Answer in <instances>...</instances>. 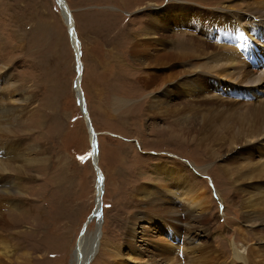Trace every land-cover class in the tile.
Here are the masks:
<instances>
[{
  "label": "rangeland",
  "instance_id": "374dc122",
  "mask_svg": "<svg viewBox=\"0 0 264 264\" xmlns=\"http://www.w3.org/2000/svg\"><path fill=\"white\" fill-rule=\"evenodd\" d=\"M65 1L80 42L82 100L74 86L75 51L58 1L0 0V91L10 95L8 102L15 110L13 116H0V154L14 151L0 156L8 165L4 175L0 173V240L8 243L12 254L2 264H73V250L86 222V237L97 234L96 238L92 235L94 248L88 239L77 250L79 256L88 255L87 264H120L134 247L140 256L131 254L132 259L167 264L156 250L169 251L161 244L166 225L149 222L153 206L159 207L163 200V210L171 216L176 207L180 210L189 203L174 198L176 190L171 196L155 197L154 203L140 195L148 192L143 186L153 183L161 188L167 182L173 187L167 181L171 176L159 172L167 162L204 193L202 210L191 208L197 221L177 225L181 232L206 229L199 241L189 239L186 246L200 242L203 259L210 264H241L236 252L264 244V236L257 233L264 217L259 210L252 218L246 217L252 207L239 203L249 192L255 194L254 188L240 183L243 178L264 181V139L235 143L248 130L235 126L241 122L238 108L257 100L254 91L246 87L234 95L226 92L235 105L217 115L209 89L203 101H194L192 92L179 95L172 100L179 112L170 116L165 106L171 93L188 83L164 65L158 79L147 80L146 66L132 49L151 26L157 36L165 37L164 14L170 6L188 8L189 18L179 27L178 38L193 46L195 34L204 37L205 27L216 23L203 14L232 10L243 0ZM152 16L160 19L153 22ZM253 63L242 60L240 69L254 73L261 67ZM200 75L194 77L196 84H204ZM5 77L13 88H6ZM194 104L195 109H190ZM83 107L97 138L96 162L103 175L101 203L96 197L97 175L89 156L92 146ZM178 117L183 119L178 122ZM253 198L257 201L254 208H264V191ZM99 203L100 220L97 215L88 220ZM134 215L138 220L131 221ZM171 217L165 222L168 226L177 223V216ZM151 233L160 243L150 241ZM180 234L176 236L182 243L185 238ZM190 247L186 255L173 251L177 264H186V258L193 255Z\"/></svg>",
  "mask_w": 264,
  "mask_h": 264
},
{
  "label": "bare ground",
  "instance_id": "6f19581e",
  "mask_svg": "<svg viewBox=\"0 0 264 264\" xmlns=\"http://www.w3.org/2000/svg\"><path fill=\"white\" fill-rule=\"evenodd\" d=\"M57 1L58 3L60 2V0ZM64 4H66L65 0H64ZM60 6L63 7V4H61ZM226 7L227 5H224V8ZM187 10L188 8H186L185 5L180 6L179 8L175 7V9L173 6H170L167 9V13L164 14L166 16L165 23L167 28L165 37L157 36L154 31L155 26H151L149 28V32H146L142 37H140L135 43L134 48L132 49V54L134 56H137L139 62L146 66L145 69H147V74H148L147 80L158 79L159 78L158 75H160L161 69L162 68L164 69L163 67L164 65L168 69L175 70L176 72H178V74L183 76L186 82L188 83V86H186L182 90H179L178 93L176 92L171 93L170 99L167 101L168 104L166 103L165 106V113L170 116H173L174 114L179 112V109L175 108L172 103L174 97L179 95H183V97H185L188 95V93L192 92L191 97L193 98L194 101L196 100L203 101L205 90L209 89L213 95L212 99H210V101H213V105H212L213 114L217 115V113L221 111L223 112L225 110H229L232 107H234L235 100L233 97L229 95H234L243 92L245 89H247L246 87H250L249 92L251 90L254 91L253 93H255L257 99L254 101L257 103L255 104L253 101L250 103L251 105L248 104L241 109L238 108L239 119L241 118L240 119L241 122L240 121L237 122L235 126L239 127L240 125H243L242 128L247 127L248 130L238 135L235 138V143H238V145L250 143L252 141L257 140L261 136H263L262 139H264V0H243L242 3L237 4V7L233 8L232 10H228L224 12L209 11L210 14H203L204 17H208L210 20L216 23L208 24L205 27L204 37L195 34L197 40L195 43H193V46H189L183 40V38H178L179 27L182 26V24L185 25L186 18H189L187 14ZM68 11L70 12L69 9ZM64 16L65 19L67 20L66 18L67 15ZM151 19L153 22H157L160 18L158 19L152 16ZM71 26L72 25L69 24V29L71 28ZM70 40L73 45L72 47L75 51V54H77V59L80 60V56H79L80 42L78 39L76 41L74 37L70 38ZM177 43L178 46L176 47L175 45ZM242 60L244 61L249 60V62H254L253 65L259 66L261 68L257 69L254 73H249L248 71L244 72L243 70L240 69V64ZM76 71L77 73L78 71L81 72L80 76L78 77L76 76L77 78L75 79V82L77 83V85L75 86V89L78 95V99L82 100L81 97L79 96L80 95L79 83H80V77L82 75V68H80L78 63L76 66ZM197 73L202 74L199 76V78L202 80V82H204V84H196V82L194 81V77ZM3 83H5L6 85L8 84L6 88H8L10 85L13 88V84H9L10 82L8 81V77H5L3 79ZM226 92H229V95H227ZM165 93L166 92H164L162 95H165ZM9 96L10 95H7L6 91L5 93L4 92L2 93V91H0V116H3V118L8 117L10 115L13 116V113L15 111L14 108L11 107L10 103L8 102ZM4 97L7 98L4 99ZM190 109L194 110L195 104L191 105ZM191 116H192L191 121L194 122L195 120L194 112H191ZM182 119L183 117L177 118L178 122ZM0 123L3 122L0 121ZM203 128L204 127L202 124L200 126V129L202 130ZM189 129L192 130L193 126L190 125ZM94 135L96 136L95 133L90 134L89 132L90 146L93 145V142L96 138L93 137ZM231 145H233V140L229 144V147H232ZM12 149H9V152L6 154H0V156L6 157L9 153L12 154L14 152L12 151ZM19 156L21 159H23L22 157L23 153H21ZM94 165L98 167V163L96 162V157L94 159L93 167ZM7 170H8L7 163L3 161V159H0V173L4 175V173ZM159 172L160 173L165 172L171 176V179L167 181L172 182L173 187H168L166 184L167 182L164 183L165 185L162 184L163 186L161 188L160 185H157L156 187L154 183L143 186V188L146 189L148 192L140 193V195L142 196L141 198L149 199L150 202L154 203V200L156 198H162L166 194H170L171 196L173 195V191L176 190L177 196L175 195L174 198L179 197L182 199L183 202L189 203L187 204V206L181 205L180 208L182 209L180 210H177V207L175 208L176 210H172L174 214L175 211H178L179 214L178 215L175 214L177 216L175 218V221L177 223L176 225L169 224L170 229L167 223L165 224V222L169 219L173 220L171 216H175V215L171 213L170 216L167 211L163 210L165 208V206L163 205V203L165 202H163V200L161 205L159 204L160 205L159 207L153 206L156 212L154 210L153 215L149 219V222L151 224H155V225L158 224L157 226L161 224H163L162 226L166 225L164 227L165 230L164 234L160 232L162 230L160 227H158L159 230L157 232H160L162 235L166 236V239H163L164 243L161 244L165 245L166 247L168 246L169 251H163V249L160 250V248H157L156 249L157 253L161 255L159 259L164 260L167 264H177L178 260L177 257L173 255V251L175 250H178L180 252L188 251L190 246L187 247L186 244H188L187 242L189 241V239H194L199 241L200 237H203L204 232L206 231L205 228L202 229L201 227H198L199 231L196 233L191 229H187L184 232H181L179 227L177 226L182 224L184 221L186 222L197 221V217L194 215V212L192 211L191 208H195L198 211L202 210L204 206L201 200L203 198L204 193L200 191V189H197L193 179L187 181L184 175L176 174L173 171L171 165L168 164V162L165 164L164 168H160ZM250 180L251 179L243 178L240 183L247 188H254L255 194H251L249 192L250 194L249 197H245L242 200L239 199V203H241L242 207H249V208L252 207L251 210L248 213H246L245 215L246 217L249 216V218H252L253 214H255V212H257L258 210H259V214L262 217H264L263 206H257L256 208H254L256 205L253 204L257 202L255 201L253 196L256 194L260 195L262 191H264V181L252 182ZM96 186H97L96 197L99 198V201L101 203L103 182L101 183L100 180H96ZM239 194L237 195L239 196ZM207 207H209L208 204ZM163 211L164 214L166 215L164 216L163 214L164 217L161 216ZM181 213H183L184 215L183 217H181ZM93 218L91 216L88 218V220ZM136 220H138V216L134 215L131 221H136ZM0 221H2V218L0 219ZM88 224L89 222H86L82 226V229L80 230L77 247L76 248L74 247L72 254L73 264H87V262L90 260V258H88V255L79 256L77 252L80 244H82L84 240L89 239L90 246L92 245L91 249L94 248L95 246V243L92 240L94 235H95L94 238L97 237L96 232H93L92 233L93 236L91 235L90 238L86 237L85 235L87 232ZM259 226L262 227H259L257 233L259 234V236L262 235L263 237L264 224L262 225L261 222ZM180 233H183L185 238V241L182 243L180 241V237L176 236L177 234L181 235ZM150 235H152V233ZM148 238H146L145 241L149 243ZM157 239L158 238H154V235L150 237L151 242L152 240L154 242H157ZM158 241H159L158 243H160L159 239ZM154 246L155 245L152 244V247ZM202 246L203 245L199 242V244H197L196 246L190 247L191 249L190 251L193 252V255L192 256L188 255L189 256L188 258L185 257L187 259L186 264L208 263L205 262V257L203 259ZM0 248L2 252L0 254V264H2L4 261L7 262L6 259H9L12 254L10 248H8V243L6 244L5 241L0 240ZM134 248H132L131 254L139 257L140 254L135 253L136 248L135 249ZM243 249L244 251L242 253L240 252L235 253V257L237 258V260L242 262L241 264H264V244L253 246L249 250L245 247H243ZM142 254L148 255L146 254L145 251H142ZM186 254L188 253L186 252L185 255ZM130 255L129 257L125 258L126 260L121 257L122 262L120 261V264L147 263V262L146 263L138 262L137 260L132 259V256ZM4 258L6 259L4 260ZM152 262L154 263V261H151L150 263L152 264ZM155 264H157V262ZM208 264H210V262ZM217 264H226V263L222 261H218Z\"/></svg>",
  "mask_w": 264,
  "mask_h": 264
},
{
  "label": "water",
  "instance_id": "95a60500",
  "mask_svg": "<svg viewBox=\"0 0 264 264\" xmlns=\"http://www.w3.org/2000/svg\"><path fill=\"white\" fill-rule=\"evenodd\" d=\"M61 4H63V7H61V8L63 9V12L65 13L64 15H67V16H66V18H67V20H66V24L68 25V33H69V37H70V38L74 37V39H76V38H75L76 34H75V31H74L73 26H71V28L69 29V24L71 23V20H72L71 15H69L70 12L68 11V8H67L66 4H64V0H60L59 5H61ZM68 16H69V17H68ZM76 41H77V39H76ZM79 56H80V53H79ZM75 59H76L78 65L80 66V68H82V66H81V65H82L81 62L77 59V54H75ZM80 74H81V72L78 71V73H77L76 76L78 77V76H80ZM77 77H76V78H77ZM76 85H77V83L75 82V86H76ZM79 93H81V94H80V97H81L82 92L80 91ZM82 110H83V111H82V112H83V115H85L86 120H88V130H89L90 134H91V133H95V131H94V129H93V126H92V124H91L90 121H89V118H88V115H87V111H85V108H84V107H83ZM93 137L95 138V135H94ZM97 153H98V149H97V141H96V138H95V140H94V142H93V145H92V148H91L90 153H89V156H90V159H91V161H92V164H94V159H95V157L97 158ZM94 168H95V171H96V173H97V180H100V182L102 183V182H103V175H102V172H101L100 168H98L96 165H94ZM100 208H101V204L99 203V204H98V207L96 208V215H97V217L99 218V220H100V218H101ZM94 210H95V209H94ZM94 215H95V214H94V211H93V213L91 214V216H94Z\"/></svg>",
  "mask_w": 264,
  "mask_h": 264
},
{
  "label": "snow or ice",
  "instance_id": "6c2138e0",
  "mask_svg": "<svg viewBox=\"0 0 264 264\" xmlns=\"http://www.w3.org/2000/svg\"><path fill=\"white\" fill-rule=\"evenodd\" d=\"M81 159H83V158H81Z\"/></svg>",
  "mask_w": 264,
  "mask_h": 264
}]
</instances>
